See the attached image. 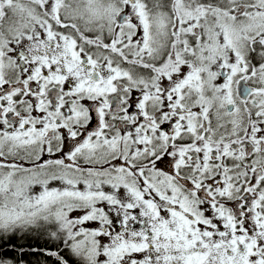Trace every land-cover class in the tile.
I'll use <instances>...</instances> for the list:
<instances>
[{
    "label": "snow or ice",
    "instance_id": "1",
    "mask_svg": "<svg viewBox=\"0 0 264 264\" xmlns=\"http://www.w3.org/2000/svg\"><path fill=\"white\" fill-rule=\"evenodd\" d=\"M0 264H264V0H0Z\"/></svg>",
    "mask_w": 264,
    "mask_h": 264
},
{
    "label": "trees",
    "instance_id": "2",
    "mask_svg": "<svg viewBox=\"0 0 264 264\" xmlns=\"http://www.w3.org/2000/svg\"><path fill=\"white\" fill-rule=\"evenodd\" d=\"M33 243H37V242L36 241H33ZM38 243L39 244H43L44 243L43 239H41Z\"/></svg>",
    "mask_w": 264,
    "mask_h": 264
}]
</instances>
